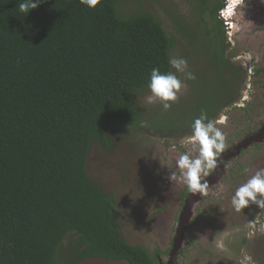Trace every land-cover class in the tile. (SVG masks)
<instances>
[{
	"label": "trees",
	"instance_id": "obj_1",
	"mask_svg": "<svg viewBox=\"0 0 264 264\" xmlns=\"http://www.w3.org/2000/svg\"><path fill=\"white\" fill-rule=\"evenodd\" d=\"M190 1L197 29L180 28L186 47L207 53L224 82L190 113L157 119L183 101L165 111L138 100L153 68L173 71L175 37L142 0L128 11L129 0H100L95 9L42 0L28 15L21 0H0V264H157L156 253L123 240L115 194L89 177L86 163L92 147L112 153L139 130L192 135L196 118L213 120L238 95L243 71L230 62L218 15L224 0Z\"/></svg>",
	"mask_w": 264,
	"mask_h": 264
},
{
	"label": "rangeland",
	"instance_id": "obj_2",
	"mask_svg": "<svg viewBox=\"0 0 264 264\" xmlns=\"http://www.w3.org/2000/svg\"><path fill=\"white\" fill-rule=\"evenodd\" d=\"M136 2L137 0H129V3L121 9L128 11L126 9L129 8V4L133 7ZM239 3L236 4L234 0H224L223 8L219 11L220 17H225L228 13V10L225 12L227 7L231 10V7H237ZM240 4L236 16H234V28L225 33L229 51L235 52V58H232L230 62L246 71L248 65L252 68L255 67L256 54H254L255 49L245 47L246 41L243 37L245 34L251 35V30L263 26H255L254 24H264V0H245ZM142 5L145 10L156 16L168 34L175 37L174 50L171 56L185 59L188 71L195 77L187 80L184 78V74L175 73L183 83L177 100L185 103L182 102V106H177L169 114H158L156 118L184 116L185 113H190L188 110L191 109L192 103L196 106L197 100H200L199 97L208 95L216 85L222 84L224 79L216 74L207 53L201 58L194 55V51L190 49L189 51L186 47L187 42L180 28L189 33L197 29L194 25L195 20H192L193 11L190 0H142ZM206 20L209 21V17H206ZM245 29H249V31L245 32ZM202 32L200 30V37H202ZM262 32H264V27ZM262 38H264V33ZM202 45L203 43H200L201 47ZM191 83L195 84L196 89L194 91L196 97L193 101H189L194 89L191 87ZM242 89L236 102L223 109L219 115L218 119L221 118L224 121L225 127L220 128L219 125L215 124L223 133L229 131L231 123L235 120H232V117L237 114L233 105L238 103L241 97L242 99L251 98L250 92ZM149 95L150 92L138 100L139 107L148 110L162 107L159 102L149 103L147 100ZM240 125L244 124L241 123ZM190 137L191 135L164 138L139 130L131 133L128 138L118 141L119 143L112 153H105L99 147H92L86 163L87 174L104 191L115 194V203L119 213V233L129 245L143 247L150 253H153L158 247L163 251L168 247L171 238L169 228L172 222V210L167 208L159 214L157 212L160 208L173 204L175 196L186 188L176 161L186 150L193 156L197 154L189 142ZM253 161L255 163L259 161L258 156L253 155L251 162ZM247 163V160L243 162L245 165ZM172 173L175 174L176 179L170 181L169 176ZM241 181L237 176L228 186L220 187L218 197L214 195L205 201L200 207V213H195V216L191 213V218L194 217L197 222L192 232L195 236L188 239L189 244L184 251L187 264H212L217 263L218 259H222V261L224 259L223 262L234 261L238 264H264V229L256 226L252 228L249 224V220L256 216L258 207L245 208L243 212L236 213L231 205V199L236 189L246 183V180ZM224 203H229L226 211L221 210ZM215 209L216 212L206 211ZM236 215H240L243 220L237 218L236 222L224 227L222 223L228 222L232 216L234 218ZM248 218L250 219L247 221ZM219 222L224 229H214L215 235L212 241L210 237L204 241L201 234L207 233V225L212 228ZM162 260L164 261L165 258ZM83 264L127 263L89 260Z\"/></svg>",
	"mask_w": 264,
	"mask_h": 264
},
{
	"label": "flooded vegetation",
	"instance_id": "obj_3",
	"mask_svg": "<svg viewBox=\"0 0 264 264\" xmlns=\"http://www.w3.org/2000/svg\"><path fill=\"white\" fill-rule=\"evenodd\" d=\"M243 1L245 0H241L240 3H243ZM240 3L237 7H231V10L228 7L225 10V12L228 10V13H226L224 19L222 20L225 38V32L232 30L235 26V17L232 18V16H236V11L241 5ZM229 12L231 13L230 16ZM254 25L263 26H259L255 30H251L252 34L249 36L246 34L244 35L252 38L251 42L248 40V38L243 39L246 41L244 43L245 47L255 49L254 54L257 55H255V67L252 68V66L249 67L248 65V70L251 72L247 69L246 71L245 69H241V71L244 73L240 72L239 86L240 90H243L242 88H244L247 90V92H250L251 98L248 99L246 97L245 99H242L241 97L240 101L233 105V108H235L237 114L232 117V120H235L231 123L229 131L224 133L226 147L225 150L217 156L218 166L216 169L212 170L208 177H201L202 183L207 181L208 188L206 192L202 194L198 193V195L192 200V203L194 204L190 206L189 200L192 198L191 196H193V193L191 194L188 192L186 187L182 192H179L178 195L175 196L172 202L173 204L158 210L157 214L167 208L171 209L172 222L169 228V231H171V238L168 247L164 251L160 247L153 251L154 254H157V264H187L184 251L187 247V244H189L188 239L195 236L192 232L197 222L194 220V217L191 218V213L194 216L195 213H200V207L205 203V201H207L209 198H212L214 195H217L220 191V187L228 186L233 182L234 178H237V176L238 179L247 181L252 175L256 173L259 168H264V38H262V34L264 33L262 32L264 24L255 23ZM248 31L249 29H245V32ZM227 46L229 51V45L227 44ZM239 93L236 95V98L231 104L236 102L239 97ZM219 115L220 114H218V116H216L212 121L219 125L220 128H224V121H222L221 118L218 119L220 117ZM238 123H242L244 125H240ZM186 151H184V153ZM253 155L258 156L259 161H256V163L254 161L251 162ZM245 160L248 162L246 165L243 164ZM245 169H248V171H245ZM218 196L219 195H217V197ZM228 205L229 203H224L221 207V210L226 211L225 209L228 208ZM254 207L256 208L257 206L250 204L247 209H253ZM206 211L216 212V209ZM245 215H247V212H245ZM255 215L256 216L254 218L251 220L248 218L247 221H252V224L250 225L252 228H254V226L262 228V226H264V209L257 208V213ZM237 218L243 220L240 215H236L234 218L232 216V219L228 222L222 224L224 227L230 226L231 223L236 222ZM222 224L219 222L218 225L212 227L213 229L210 227V225H207V233L201 234V236L204 237V241H206V239L209 237L212 241L213 236L215 235L214 229H224ZM163 258H165L164 261L162 260ZM223 261L225 260L223 259ZM223 261L222 259H218L217 263L212 264H238L234 261Z\"/></svg>",
	"mask_w": 264,
	"mask_h": 264
},
{
	"label": "clouds",
	"instance_id": "obj_4",
	"mask_svg": "<svg viewBox=\"0 0 264 264\" xmlns=\"http://www.w3.org/2000/svg\"><path fill=\"white\" fill-rule=\"evenodd\" d=\"M42 0H21L18 4L20 12L29 14L35 10ZM100 0H80V3L89 9H95ZM168 64L175 71L161 72L158 68H153L147 88L150 95L147 97L149 103L159 102L162 108L167 111L172 107L170 102H175L178 98L183 83L175 74H184L187 80L194 79V75L188 71L187 61L178 56L168 58ZM207 121V122H206ZM192 135L189 142L193 145V151L197 152L193 156L189 152L180 155L176 161L177 167L181 170V178L190 193H205L207 181L201 182V177H208L213 169L218 166L217 156L225 150V135L222 130L216 127L215 122L208 120L206 114L202 113L196 118L192 125ZM248 171V169H245ZM176 179L174 173L169 176V180ZM250 204L256 205L259 209H264V168H259L246 183L238 187L232 196L231 205L236 213H241ZM252 224V221H249ZM264 228V226H262Z\"/></svg>",
	"mask_w": 264,
	"mask_h": 264
},
{
	"label": "water",
	"instance_id": "obj_5",
	"mask_svg": "<svg viewBox=\"0 0 264 264\" xmlns=\"http://www.w3.org/2000/svg\"><path fill=\"white\" fill-rule=\"evenodd\" d=\"M218 15H219V19L222 21V20L224 19V17H223V16L220 17V14H218ZM234 16H235V15H233L232 18H234ZM243 38H248V40H249L250 42H251V40H252V38L247 37V36H244ZM191 194H192V193H191ZM197 195H198V193H195V194H193V196H191L192 198L189 197V198H190V200H189V205H190V206H192V205L194 204V203H192V200H193V198H194L195 196H197ZM190 206H189V207H190ZM94 260H96V259H94ZM82 264H83V263H82Z\"/></svg>",
	"mask_w": 264,
	"mask_h": 264
},
{
	"label": "bare ground",
	"instance_id": "obj_6",
	"mask_svg": "<svg viewBox=\"0 0 264 264\" xmlns=\"http://www.w3.org/2000/svg\"><path fill=\"white\" fill-rule=\"evenodd\" d=\"M235 1V3L237 4L238 2H241V0H234ZM231 14H229V16H230Z\"/></svg>",
	"mask_w": 264,
	"mask_h": 264
}]
</instances>
